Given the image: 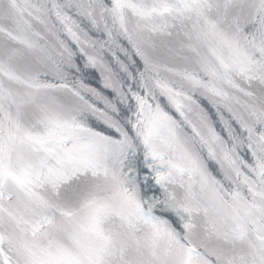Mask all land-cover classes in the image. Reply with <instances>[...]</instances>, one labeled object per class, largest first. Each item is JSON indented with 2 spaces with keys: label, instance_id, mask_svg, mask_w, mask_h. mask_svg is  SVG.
Segmentation results:
<instances>
[{
  "label": "snow or ice",
  "instance_id": "snow-or-ice-1",
  "mask_svg": "<svg viewBox=\"0 0 264 264\" xmlns=\"http://www.w3.org/2000/svg\"><path fill=\"white\" fill-rule=\"evenodd\" d=\"M0 264H264V0H0Z\"/></svg>",
  "mask_w": 264,
  "mask_h": 264
}]
</instances>
